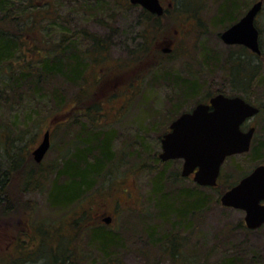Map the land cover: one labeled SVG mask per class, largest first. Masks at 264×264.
Here are the masks:
<instances>
[{"label":"rangeland","instance_id":"374dc122","mask_svg":"<svg viewBox=\"0 0 264 264\" xmlns=\"http://www.w3.org/2000/svg\"><path fill=\"white\" fill-rule=\"evenodd\" d=\"M127 1H14L15 6L25 8L21 18L13 15L19 20L44 9L51 12L45 20L36 17L38 26L28 27L21 35L24 56L35 58L33 50L43 48L46 42L55 44L63 33L72 44L67 51L80 58L83 78L76 84L51 79L41 85L45 96L24 83L21 96L11 98L9 106H0V119L12 120L21 132L26 128L34 133L35 123L40 124L39 135L29 141L24 158L33 161L31 151L50 128L51 145L35 170L37 174L50 171L62 154L71 152V142L80 130L74 122L57 128L50 125L52 118L94 104L99 125L104 131L113 130L114 159L106 167L112 168V174L95 179L83 197L69 206L50 204L48 184L40 189L22 188V170L12 172L8 188L11 203L7 212L0 210V264H43L47 261L44 250L61 251L67 242L74 264H263L264 226L247 229L244 212L221 205L219 196L226 184L264 164V153L256 159L252 150L264 142V0L255 17L262 54L243 45L225 44L220 38L230 25L222 9L234 5L233 16L238 20L257 0H186L188 7L195 9L190 10L192 15L177 13L174 0H160L168 10L160 21L165 29L155 35L156 43L151 42L148 55L141 58L131 53L139 42L143 8ZM82 30L103 39L108 49L105 57L98 56ZM166 42H170L169 52L163 51ZM240 61L248 66L247 92L237 87L244 67L239 68V77L230 73L231 65L236 68ZM53 90L66 97L60 107L52 99ZM218 91L242 95L260 111L243 125V129L255 127L251 149L229 156L222 164L218 185L206 187L196 184L191 176L180 175L181 159L162 161L158 155L169 124ZM7 95L10 98L11 91ZM159 174L170 180L165 189L173 197L182 191L201 194L202 209L184 217L177 211L163 213L153 190ZM37 178L35 174L30 185ZM177 206L178 202L174 208ZM108 216L111 221L105 223ZM93 225L116 237L105 255L90 238Z\"/></svg>","mask_w":264,"mask_h":264},{"label":"trees","instance_id":"16d2710c","mask_svg":"<svg viewBox=\"0 0 264 264\" xmlns=\"http://www.w3.org/2000/svg\"><path fill=\"white\" fill-rule=\"evenodd\" d=\"M14 1L15 0H0L1 107L9 106L10 99L13 97L15 98L17 94L21 96L20 88L24 83L33 86L27 88L34 93H44V89L41 88V85L56 77L68 83L71 81L74 84H76L78 80L82 81L83 79L81 76L82 64L80 58L76 55L73 56L67 51L72 47V44L70 42V37L63 33H61L55 44L46 42V45L38 51L32 49L36 54L35 58L27 59L24 56V46L21 47V45H23L21 35L25 33L28 27L38 26V19L36 17L45 20L50 17L51 12L48 9H44L41 14L37 12L35 15H29L25 20H19L13 15H17L21 18L25 8H19L20 5L15 6ZM174 1L177 13H182L184 11L186 14H194L192 11H195V9H190L186 0L185 4L182 0ZM127 3L129 2L127 1ZM179 3L181 5H178ZM183 5H185V8H182L184 7ZM32 6L33 8H37L34 4H32ZM234 7V5H228L226 8L224 7L225 9H222L224 16H226L225 21L229 22L230 25L237 20H235L233 16ZM167 12L168 10H164L161 16H157L143 9L139 17L140 28L137 34L139 42H136L133 47L134 49L131 53L133 57L141 58L148 55L150 49L149 44L153 41L156 43L155 35L162 33L165 29L160 21L167 16ZM80 33L93 42L95 51L99 53V57L106 56L108 49L106 45L103 44V39L85 30H82ZM238 63L236 68L234 67L235 65H231L230 73L233 76L239 77V68L244 67L245 63L243 61ZM246 67L248 71V66L246 65ZM246 67L243 68L244 73L242 76L240 75V86H237L239 87V91L243 92L248 91V85L244 83V81L247 80V74H249V72L245 70ZM251 74L253 73L251 72L250 75ZM10 91L11 95L10 98H8L7 94ZM43 95L45 96V93ZM244 98L248 101L246 97ZM52 99L55 104L57 103V107H60L64 104L66 97L59 95L57 91L53 90ZM96 111L97 106L91 104L84 108H79L78 110H67L63 112L60 117L52 118L50 125L53 123L57 128L62 129L66 128L69 123L74 122L80 126V130L71 142V147L73 148L71 152L62 154L61 158H58V164L53 165L50 171H42L38 174L35 170L39 167V163L34 160L31 162L27 161L24 158V152L28 151V147L30 146L29 141H34L39 135V131L41 130V127H39L40 124L38 122L35 123L34 128L36 130L34 129V133L26 128L21 132L22 129L20 130L12 120L7 122L0 119V159H2L0 162V210L7 212V207L11 203L8 196V188L11 173L14 171L22 170V188L40 189L48 184L47 198L53 206H69L75 203L92 187L95 179L112 174V168L106 169V167L113 163L114 153L112 150V143L115 136L113 130L104 131L103 127L99 125L100 119L98 114L96 115ZM49 130L51 140L52 132L50 128ZM257 148H259V150ZM257 148H252V150H254L253 153L256 155V159L261 156L260 153H264V142H260ZM35 174L38 178L35 183L30 185V183L33 182ZM167 180L168 179L163 178L162 174L157 175L154 181L155 187L153 189L157 197V205L164 211L163 213H176L175 211H177L180 217H184V215L188 213L194 214L197 209H202L204 199L201 194L198 192L190 193L182 191L178 192L176 197H173L170 192L165 189L167 182L170 181ZM235 183L231 182L226 184L224 190ZM176 202H178V206L175 209L174 206ZM90 229L92 230L90 238L99 245L100 250L103 251L105 255L108 253L106 250H108L110 244L113 240H116L114 233L105 231L96 226L90 227ZM63 247L65 248H62L61 251L59 249L57 252L44 250L47 252V255L45 254V256H47V261L43 264H74L68 242L63 244ZM78 249L79 248H77V250ZM111 258L112 257H109V259Z\"/></svg>","mask_w":264,"mask_h":264},{"label":"water","instance_id":"95a60500","mask_svg":"<svg viewBox=\"0 0 264 264\" xmlns=\"http://www.w3.org/2000/svg\"><path fill=\"white\" fill-rule=\"evenodd\" d=\"M141 6L151 14L161 16L164 7L160 0H128ZM263 1L257 0L233 24L225 28L220 38L225 44L247 47L255 54H261L259 31L255 17ZM164 52L171 50L166 42ZM260 108L242 96L213 95L208 103L199 102L190 111L181 113L170 124L169 130L161 137L162 161L181 159L180 175L193 174V181L200 186H215L220 168L226 157L247 152L250 149L255 127L243 130L242 124L259 113ZM51 144L49 128L44 130L41 140L31 151L35 162L40 163ZM264 164L256 165L248 174L224 191L219 201L245 211V224L257 228L264 223ZM105 223L111 218L105 217ZM264 264V262H263Z\"/></svg>","mask_w":264,"mask_h":264},{"label":"flooded vegetation","instance_id":"af4514ba","mask_svg":"<svg viewBox=\"0 0 264 264\" xmlns=\"http://www.w3.org/2000/svg\"><path fill=\"white\" fill-rule=\"evenodd\" d=\"M217 93H223V94H225V95H227V96H236V95H238V94H230V95H229V94H226V93H224V92H219V91H218ZM217 93H215V94H217ZM215 94H213V95H215ZM213 95H212V96H213ZM212 96H210V97L208 98V100H207L206 102H204V103H208V102H209V99H210ZM240 96H241V95H240ZM242 97H243V96H242ZM243 98H244V97H243ZM244 99H245V98H244ZM245 100H246V99H245ZM254 105H255V104H254ZM249 119H250V118H249ZM247 120H248V119H247ZM247 120H246V121H247ZM246 121H245V122H246ZM245 122H244V123H245ZM244 123L242 124V129H243V125H244ZM249 127H250V126H249ZM249 127H247L246 129H248ZM246 129H243V130H246ZM168 130H169V129H168ZM249 172H250V171H249ZM249 172H248V173H249ZM248 173H247V174H248ZM220 175H221V174H219V176H218V178H217V184H216L215 186H206V187H216V186L218 185V179H219ZM245 175H246V174H245ZM245 175H243V176H245ZM189 176H191L192 179H193V174H190ZM189 176H187V177H189ZM243 176H242V177H243ZM242 177H241V178H242ZM238 181H239V180H238ZM238 181H237V182H238ZM237 182H236V183H237ZM236 183H235V184H236ZM233 185H234V184H233ZM233 185H232V186H233ZM232 186H231V187H232ZM229 188H230V187H229ZM229 188H228V189H229ZM226 190H227V189H226ZM226 190H224V191H226ZM224 191H223V192H224ZM261 204H264V200L261 201ZM232 208H233V207H232ZM240 210H242V209H240ZM242 211L244 212V216H245V211H244V210H242ZM244 216H243V223H244L243 225H244L247 229H249V230H258V229H260L262 226H264V223H263L261 226H259V227H257V228H254V229H252V228H248V227L246 226V224H245Z\"/></svg>","mask_w":264,"mask_h":264}]
</instances>
